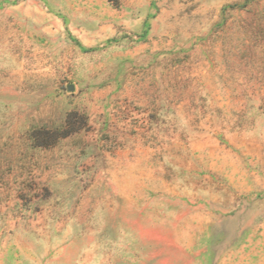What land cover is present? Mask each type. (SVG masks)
Here are the masks:
<instances>
[{"label": "rangeland", "instance_id": "obj_1", "mask_svg": "<svg viewBox=\"0 0 264 264\" xmlns=\"http://www.w3.org/2000/svg\"><path fill=\"white\" fill-rule=\"evenodd\" d=\"M0 264H264V0H0Z\"/></svg>", "mask_w": 264, "mask_h": 264}]
</instances>
